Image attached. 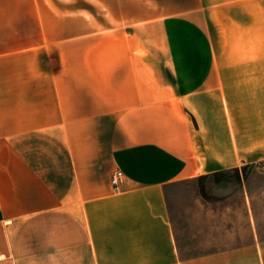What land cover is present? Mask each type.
<instances>
[{
  "label": "crops",
  "instance_id": "crops-1",
  "mask_svg": "<svg viewBox=\"0 0 264 264\" xmlns=\"http://www.w3.org/2000/svg\"><path fill=\"white\" fill-rule=\"evenodd\" d=\"M43 7L0 0V264H264V62L207 82L104 49L73 66ZM198 179L217 247L187 257L165 190Z\"/></svg>",
  "mask_w": 264,
  "mask_h": 264
},
{
  "label": "rangeland",
  "instance_id": "rangeland-1",
  "mask_svg": "<svg viewBox=\"0 0 264 264\" xmlns=\"http://www.w3.org/2000/svg\"><path fill=\"white\" fill-rule=\"evenodd\" d=\"M43 12L44 31L60 37L59 62L73 66L103 62L104 49L108 62L153 64L141 77L154 71L156 78L207 82L237 78L243 64L264 62V0H44ZM56 58L45 54L44 62ZM206 184L165 190L183 256L217 247L210 217H203L211 206Z\"/></svg>",
  "mask_w": 264,
  "mask_h": 264
},
{
  "label": "built area",
  "instance_id": "built-area-1",
  "mask_svg": "<svg viewBox=\"0 0 264 264\" xmlns=\"http://www.w3.org/2000/svg\"><path fill=\"white\" fill-rule=\"evenodd\" d=\"M264 169V168H263ZM123 182V174L120 171H115L110 178V185L114 190H117Z\"/></svg>",
  "mask_w": 264,
  "mask_h": 264
}]
</instances>
